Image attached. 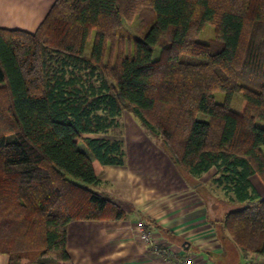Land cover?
Returning a JSON list of instances; mask_svg holds the SVG:
<instances>
[{"label":"trees","instance_id":"16d2710c","mask_svg":"<svg viewBox=\"0 0 264 264\" xmlns=\"http://www.w3.org/2000/svg\"><path fill=\"white\" fill-rule=\"evenodd\" d=\"M124 112L184 175L215 172L222 229L264 257V0H56L35 32L0 28V254L71 264L70 223L124 219L93 190L125 165L98 136Z\"/></svg>","mask_w":264,"mask_h":264},{"label":"crops","instance_id":"0c3cea01","mask_svg":"<svg viewBox=\"0 0 264 264\" xmlns=\"http://www.w3.org/2000/svg\"><path fill=\"white\" fill-rule=\"evenodd\" d=\"M55 1L0 0V28L35 32ZM121 122L120 133L98 136L123 142L125 165L103 168L93 190L119 204L124 219L70 223L71 264H172L167 259L176 256L189 257L195 264H264V257L244 254L226 235L219 220L227 210L214 203L213 190L203 196L207 185L219 188L210 181L214 171L191 185L129 113H123ZM210 173L211 179L204 178ZM253 182L264 194L258 180ZM139 220L171 256L156 254L139 240ZM0 264H10L9 257L0 254ZM30 264L54 263L41 259Z\"/></svg>","mask_w":264,"mask_h":264},{"label":"rangeland","instance_id":"374dc122","mask_svg":"<svg viewBox=\"0 0 264 264\" xmlns=\"http://www.w3.org/2000/svg\"><path fill=\"white\" fill-rule=\"evenodd\" d=\"M124 28H126V25H124ZM131 28V26L129 27V29ZM129 29L127 28V32H130L129 31ZM131 30V29H130ZM132 35V37H134V35H136V36H138V34L135 32H133L132 30H131V32H130ZM213 37H214V35H213V29H212V27L210 26V25H205V28H204V30L202 31V33L200 34V36L198 37V40L199 41H201V42H205V43H208L209 41H211L212 39H213ZM92 43H93V40H91V41H89V43L87 44V48H86V51H87V54H89L90 53V49H91V46H92ZM215 102L216 103H223L224 102V94H222V93H216L215 95ZM241 101H242V93H237L235 96H234V98H233V100H232V102H231V108L234 110V111H238L239 109H240V107H241ZM127 114H128V112H126ZM130 115V114H129ZM131 116V115H130ZM133 118V117H132ZM135 120V119H134ZM138 124V123H137ZM140 126V125H139ZM257 126H259V127H261V128H264V122H257ZM140 128L142 129V131L145 133V134H147L146 132H145V130L143 129V127H141L140 126ZM124 129V126L122 125V122H121V120H120V127L117 129V130H115V132L113 133V134H118V133H120L121 132V130H123ZM147 136H149V139H151L153 142H155L156 143V145L158 146V147H160L161 148V150L164 152V153H166L165 151H164V149H163V147H162V143L160 142V140L159 139H156V138H153V137H151L150 136V134H147ZM181 173V172H180ZM183 176H184V174L183 173H181ZM211 177H212V174L210 173V174H208V175H206L204 178H207V179H211ZM214 177V176H213ZM186 179H188L190 182H191V185H195V184H198V182L199 181H201V179H198V180H195V179H192V178H190V177H188V176H186ZM257 179V178H256ZM258 180V183L261 185V186H263L262 185V183L259 181V179H257ZM211 182H212V179L210 180ZM211 188V189H210ZM263 188H264V186H263ZM206 190L207 191H204L205 193H203V196H206V194H209L212 190V192L210 193L215 199L214 200H216L214 203H216V205H218L219 207L221 206L222 207V205H223V208H224V210L226 211V210H229L231 207L229 206V204H227V202H226V200L224 199V193H223V191L221 190V189H219V188H216V187H213V189H212V187L210 186V185H207V188H206Z\"/></svg>","mask_w":264,"mask_h":264},{"label":"built area","instance_id":"2783aa9c","mask_svg":"<svg viewBox=\"0 0 264 264\" xmlns=\"http://www.w3.org/2000/svg\"><path fill=\"white\" fill-rule=\"evenodd\" d=\"M136 229L138 232V238L139 240L150 246L151 250L159 255H163L165 257L171 256V254L168 252L167 247L163 244L155 243L153 240L152 235L147 230V227L145 223L141 220H139L136 224ZM173 257V256H172ZM167 261H172V264H195L194 261L189 257H173L172 259H167Z\"/></svg>","mask_w":264,"mask_h":264}]
</instances>
